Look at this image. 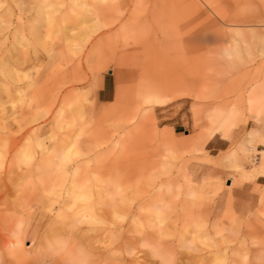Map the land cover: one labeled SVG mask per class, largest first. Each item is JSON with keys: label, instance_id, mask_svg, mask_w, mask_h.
<instances>
[{"label": "rangeland", "instance_id": "rangeland-1", "mask_svg": "<svg viewBox=\"0 0 264 264\" xmlns=\"http://www.w3.org/2000/svg\"><path fill=\"white\" fill-rule=\"evenodd\" d=\"M0 264H264V0H0Z\"/></svg>", "mask_w": 264, "mask_h": 264}, {"label": "bare ground", "instance_id": "bare-ground-1", "mask_svg": "<svg viewBox=\"0 0 264 264\" xmlns=\"http://www.w3.org/2000/svg\"><path fill=\"white\" fill-rule=\"evenodd\" d=\"M201 2H202V0H201Z\"/></svg>", "mask_w": 264, "mask_h": 264}]
</instances>
